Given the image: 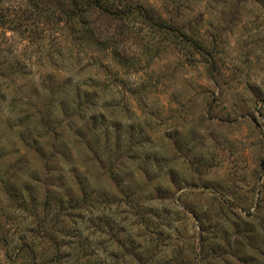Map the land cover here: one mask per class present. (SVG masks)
I'll return each mask as SVG.
<instances>
[{
	"label": "rangeland",
	"instance_id": "obj_1",
	"mask_svg": "<svg viewBox=\"0 0 264 264\" xmlns=\"http://www.w3.org/2000/svg\"><path fill=\"white\" fill-rule=\"evenodd\" d=\"M108 1L0 41V264H264V0Z\"/></svg>",
	"mask_w": 264,
	"mask_h": 264
},
{
	"label": "trees",
	"instance_id": "obj_2",
	"mask_svg": "<svg viewBox=\"0 0 264 264\" xmlns=\"http://www.w3.org/2000/svg\"><path fill=\"white\" fill-rule=\"evenodd\" d=\"M4 1L0 0V41L2 37H6L7 31L16 33L35 48L44 49L45 58L49 62L52 54L60 56L58 47L60 48L62 44L68 42L78 48L81 43H84L83 41H89L90 44L104 51H112L113 37H103V40L94 39L89 18L94 14L111 17L125 12L108 0H19L17 4L3 6ZM142 14L146 19H151L146 12ZM156 23L159 24V21ZM47 39L49 42L54 41L57 49L47 48L43 42ZM56 39H59L60 42ZM4 65L7 67L9 64L7 62L0 64L2 67ZM48 79L51 80L48 91L52 92L57 87V81L53 82L50 77ZM86 96L87 94L82 97L80 92L76 91L71 101L68 100V104L64 105L66 110L62 111V115L68 122L73 120L78 110L80 111L81 102L86 103L84 100ZM45 127L58 140L57 143L52 144V148H55V151L60 150L62 145L57 138L60 132L50 122ZM38 138L40 137L38 136ZM30 142L37 143L35 139H31Z\"/></svg>",
	"mask_w": 264,
	"mask_h": 264
}]
</instances>
